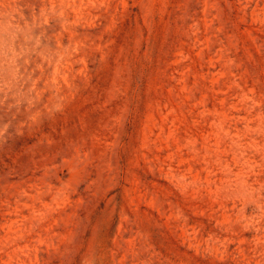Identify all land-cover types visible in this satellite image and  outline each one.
I'll return each mask as SVG.
<instances>
[{
  "label": "rangeland",
  "instance_id": "obj_1",
  "mask_svg": "<svg viewBox=\"0 0 264 264\" xmlns=\"http://www.w3.org/2000/svg\"><path fill=\"white\" fill-rule=\"evenodd\" d=\"M0 264H264V0H0Z\"/></svg>",
  "mask_w": 264,
  "mask_h": 264
}]
</instances>
